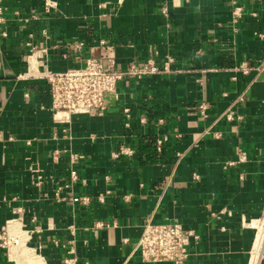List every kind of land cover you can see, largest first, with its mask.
Instances as JSON below:
<instances>
[{
	"label": "crops",
	"instance_id": "obj_1",
	"mask_svg": "<svg viewBox=\"0 0 264 264\" xmlns=\"http://www.w3.org/2000/svg\"><path fill=\"white\" fill-rule=\"evenodd\" d=\"M0 20V232L37 230L28 245L47 264L71 245L76 264H172L137 252L151 218L199 236L183 264L247 263L250 225L264 220V0H0ZM150 57L174 63L122 82L102 116L53 118L44 74ZM121 146L133 153L116 158ZM238 151L247 161L223 168ZM71 154L82 157L74 184ZM17 257L0 247V264Z\"/></svg>",
	"mask_w": 264,
	"mask_h": 264
},
{
	"label": "built area",
	"instance_id": "obj_2",
	"mask_svg": "<svg viewBox=\"0 0 264 264\" xmlns=\"http://www.w3.org/2000/svg\"><path fill=\"white\" fill-rule=\"evenodd\" d=\"M47 11H49L48 8ZM239 11L240 9H235L234 15L239 16ZM163 14H167L166 10L163 11ZM2 36H6V33L2 32ZM27 46L30 51L28 56L29 64L34 65V67L40 66V61L36 60L38 51L36 46L31 43H27ZM173 63L174 59L168 57L163 66L159 67L154 58L150 57L140 65L133 64L122 69L113 59L88 58L82 67L58 73H46L43 77L50 84V109L53 112V118L58 123H65L69 122L72 116H102L107 108L106 100L108 96H116L119 85L122 82L128 80L139 81L147 77L167 73ZM237 71L247 74L249 68L243 63L237 68ZM208 108V104L202 103L198 106V112L205 117ZM124 113L127 120L132 118V112L129 108H125ZM226 117L228 120H233V112H229ZM144 122V119H141V123ZM63 132L67 134L66 129ZM166 141V138L157 141L158 151H161ZM132 153V150L121 146L114 156L117 158L121 155H130ZM81 158L78 154L70 155L72 168L70 184L78 181V172L73 167ZM247 159L248 156L244 151H238L237 160L226 162L223 168L243 164ZM194 177L197 178V176ZM35 181V184L39 185L40 180ZM66 187H68V184H66ZM59 191L57 190L55 193V199L58 201L61 199ZM79 200L83 205L89 204L90 201L89 197L86 196L81 197ZM99 200L103 202L102 198H99ZM19 224L14 222L2 228L0 232V247L6 249L8 253L13 250L18 251L17 258L19 261L12 258L14 264H47L36 249L28 245L30 238L38 231L26 230L24 226ZM250 226L255 229V237L246 264H261L264 258V238L262 239L263 246L261 249L255 247V242L258 233L262 231L260 229L264 227V220ZM73 227L71 226L70 229ZM193 239L198 240L199 236L192 231L184 229L180 224L155 223L149 218L142 225L137 252L144 262L183 264L189 257V247ZM69 243L72 244L73 241ZM66 253L68 256L65 258L64 264H76L74 245H71Z\"/></svg>",
	"mask_w": 264,
	"mask_h": 264
},
{
	"label": "bare ground",
	"instance_id": "obj_3",
	"mask_svg": "<svg viewBox=\"0 0 264 264\" xmlns=\"http://www.w3.org/2000/svg\"><path fill=\"white\" fill-rule=\"evenodd\" d=\"M262 230L260 233H258L257 238H256V242H255V247L258 249H261V247L263 246V238H264V227H262Z\"/></svg>",
	"mask_w": 264,
	"mask_h": 264
}]
</instances>
